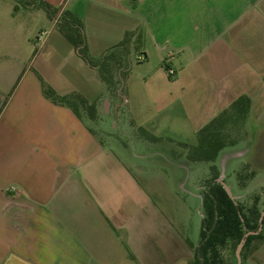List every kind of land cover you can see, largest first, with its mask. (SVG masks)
Masks as SVG:
<instances>
[{
	"label": "crops",
	"instance_id": "obj_1",
	"mask_svg": "<svg viewBox=\"0 0 264 264\" xmlns=\"http://www.w3.org/2000/svg\"><path fill=\"white\" fill-rule=\"evenodd\" d=\"M8 1L0 0V264H163L173 256L164 248L154 261L143 251L149 206L159 215L147 187L70 108L44 95L43 83L66 94L32 71L35 52L19 43L21 8ZM44 1L62 7L52 25L65 11L80 17L91 57L99 43L107 54L130 35L165 83L201 103L199 131L242 97L249 118L264 120V0ZM67 51L69 60L78 55Z\"/></svg>",
	"mask_w": 264,
	"mask_h": 264
},
{
	"label": "rangeland",
	"instance_id": "obj_2",
	"mask_svg": "<svg viewBox=\"0 0 264 264\" xmlns=\"http://www.w3.org/2000/svg\"><path fill=\"white\" fill-rule=\"evenodd\" d=\"M6 4L5 0L3 7ZM19 7V43L21 52L26 47L35 52L32 71L41 79L43 76L46 80L59 84L56 86L66 94L65 97L78 95L90 106L96 105L102 98L96 121L81 112L85 122L94 128L106 147L113 150L121 158V162H125L139 177L147 187L150 199L157 205L159 215L153 218L150 212L154 206H149L148 231L144 229L142 234L147 243V247L143 249L146 257L151 261L157 260L159 251L164 248V252L173 256H169V259L166 257L163 264H192L201 239L204 183L210 174L206 164L193 165L188 162L179 144H197L199 127L196 126L206 122L205 116L203 119L201 112L197 111L201 103L191 101L186 93L187 89L182 92V87L177 89L165 83L163 77L167 78L160 70L155 69V60L152 58L150 63L147 62L138 44L131 47L128 45L131 53L121 74L117 76V87L113 95H109L99 72H94L76 53L70 60L67 55H63L66 50L69 53L74 48L61 34L58 26L52 25L45 8L31 7L32 10H29L26 6ZM58 39L60 45L56 41ZM115 40L117 38L100 41ZM130 41L129 35L123 42ZM89 42L91 43L90 38ZM98 46L100 49H95V57H91L97 64L106 54L101 51L102 44L99 43ZM53 48L58 51L55 53ZM63 57L67 64L64 67L60 65L58 69ZM139 57L144 60L141 61ZM104 98L110 100L107 107L104 105ZM140 128L163 141L155 144L144 140L136 131ZM112 135L116 141L109 140ZM233 138L238 139V145L225 152L219 161L222 179L224 182L228 179V184L231 182L232 187L237 190V173L234 174V171L249 166L257 175L251 180L250 189L243 193L251 197L255 194L264 197V120L249 118L239 134L233 133ZM236 192L234 196L237 201H250L245 200L248 198L246 194ZM166 221L165 225L162 224ZM171 261L173 262L169 263ZM236 263L238 264V260ZM242 264H264V242H254L251 251L242 259Z\"/></svg>",
	"mask_w": 264,
	"mask_h": 264
},
{
	"label": "trees",
	"instance_id": "obj_3",
	"mask_svg": "<svg viewBox=\"0 0 264 264\" xmlns=\"http://www.w3.org/2000/svg\"><path fill=\"white\" fill-rule=\"evenodd\" d=\"M15 1L17 2L15 11L19 9V6L43 7L51 21L56 19L60 11L44 0ZM57 26L61 34L78 52V55L91 67L97 68L105 86V91H108L109 95H113L117 87V76L121 74L122 67L130 55L128 42H123L110 50L97 64L88 52L83 23L80 17L72 12L65 11L58 19ZM170 69L168 65L165 66L169 78L172 79L173 76L169 74ZM43 90L44 95L48 99L53 101V103L70 108L85 124L87 123L81 112L86 113L89 118L96 121L98 117L96 105L90 106L78 95L72 97L58 96L44 83ZM250 108L251 101L246 97L240 98L229 110L223 112L198 132L195 146L179 144L188 162L193 165L206 164L210 174V177L204 183L201 206L203 213L201 239L199 246L196 248L192 264H237L236 252L246 234L259 232L260 219L264 212V200L262 201L264 197L260 194H255L251 197V195L248 196L247 193H243L250 189L252 179L257 175L256 171H253L249 166H243L234 171V174L237 173L235 174L237 190L232 187L231 182L230 185L228 184V179L227 182L225 181L231 187V190L233 189V195L236 196V191L246 194L248 198L245 200L250 199L247 203L244 201L234 202L223 186L218 183V179L221 176L219 161L225 152L231 151L238 145V139L233 138V133L239 134L241 132V128L249 119ZM87 126L89 131L101 140L94 128ZM136 131L140 137L148 142L156 144L163 141L149 134L144 129L140 128L136 129ZM112 138H109V140H117ZM101 142L105 144L102 140ZM256 241L264 242V219L262 230L259 234L250 235L246 239V244L241 254L243 260Z\"/></svg>",
	"mask_w": 264,
	"mask_h": 264
},
{
	"label": "water",
	"instance_id": "obj_4",
	"mask_svg": "<svg viewBox=\"0 0 264 264\" xmlns=\"http://www.w3.org/2000/svg\"><path fill=\"white\" fill-rule=\"evenodd\" d=\"M218 183H220L223 188L225 189V191L227 192V194L229 195V197L234 201L237 202L236 197L233 195V192L231 190V188L224 182V179H222V177L220 176V178L218 179ZM264 219V212L261 215V219H260V229L259 232L262 230V222ZM258 233H248L246 234L245 238L243 239V241L241 242V244L239 245L237 252H236V256H237V260H238V264H242V250L246 244V239L250 236V235H258Z\"/></svg>",
	"mask_w": 264,
	"mask_h": 264
},
{
	"label": "built area",
	"instance_id": "obj_5",
	"mask_svg": "<svg viewBox=\"0 0 264 264\" xmlns=\"http://www.w3.org/2000/svg\"><path fill=\"white\" fill-rule=\"evenodd\" d=\"M172 57H173V56H170V58H172ZM169 74H170L171 76H174V72H173L172 69H170Z\"/></svg>",
	"mask_w": 264,
	"mask_h": 264
}]
</instances>
